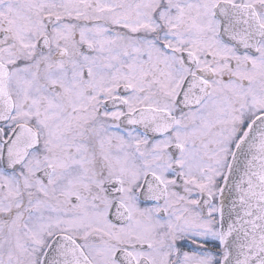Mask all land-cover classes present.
<instances>
[{
    "label": "snow or ice",
    "instance_id": "1",
    "mask_svg": "<svg viewBox=\"0 0 264 264\" xmlns=\"http://www.w3.org/2000/svg\"><path fill=\"white\" fill-rule=\"evenodd\" d=\"M0 264H264V0H0Z\"/></svg>",
    "mask_w": 264,
    "mask_h": 264
}]
</instances>
